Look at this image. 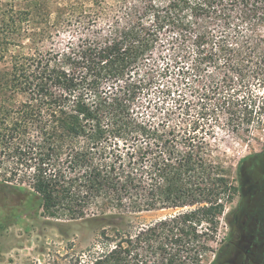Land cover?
Returning a JSON list of instances; mask_svg holds the SVG:
<instances>
[{
	"label": "trees",
	"instance_id": "obj_1",
	"mask_svg": "<svg viewBox=\"0 0 264 264\" xmlns=\"http://www.w3.org/2000/svg\"><path fill=\"white\" fill-rule=\"evenodd\" d=\"M57 2L70 36L11 54L54 38ZM263 28L264 0H0V223H99L78 264H202L237 190L215 129L264 113Z\"/></svg>",
	"mask_w": 264,
	"mask_h": 264
},
{
	"label": "rangeland",
	"instance_id": "obj_2",
	"mask_svg": "<svg viewBox=\"0 0 264 264\" xmlns=\"http://www.w3.org/2000/svg\"><path fill=\"white\" fill-rule=\"evenodd\" d=\"M2 1L14 4L19 9L25 7L27 0ZM65 7L69 8L62 2L52 4L51 11L57 26L51 29L55 35L52 40L35 45L23 39L19 45L10 48V53L27 54L33 47L49 50L53 45L58 49L71 34L72 27L67 25L66 18L72 10L65 11ZM62 24L65 26H61ZM262 32L264 34V28ZM9 67L10 58L0 63L1 70L5 71ZM250 90L264 100V79L251 85ZM189 99L192 97L189 96ZM225 123L223 119L221 126L216 127V140L213 143L225 167L232 170L231 181L237 190L231 193L232 200L226 202V211L220 219L215 240L209 244L213 252L204 257L202 264H225L232 261L238 253L233 243L240 233H247L246 222L248 226L259 222V230L264 233V193H253L257 186L260 189L264 186V113L257 115L250 125L239 126L235 132ZM227 197L228 194L224 195L225 201ZM3 204L0 203V213L4 214L6 209ZM177 212L160 210L131 217L132 231ZM4 217L5 215L1 219ZM102 230L99 223L75 221L64 216L48 217L43 210L34 217H23L12 222L3 221L0 223V264H78L80 260L87 262L94 248L101 250L104 247Z\"/></svg>",
	"mask_w": 264,
	"mask_h": 264
},
{
	"label": "flooded vegetation",
	"instance_id": "obj_3",
	"mask_svg": "<svg viewBox=\"0 0 264 264\" xmlns=\"http://www.w3.org/2000/svg\"><path fill=\"white\" fill-rule=\"evenodd\" d=\"M253 193L255 195L264 193V186L261 189L257 186ZM259 226V222H255L252 226L245 223V228H248L247 233H240L233 243L238 253L232 261L229 260L225 264H264V233L259 230Z\"/></svg>",
	"mask_w": 264,
	"mask_h": 264
}]
</instances>
